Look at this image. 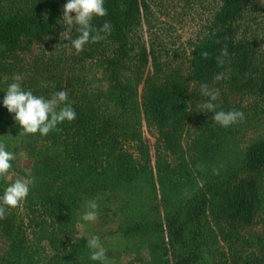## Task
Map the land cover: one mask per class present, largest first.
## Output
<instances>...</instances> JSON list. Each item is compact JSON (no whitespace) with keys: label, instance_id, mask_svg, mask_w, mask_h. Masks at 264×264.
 Segmentation results:
<instances>
[{"label":"trees","instance_id":"16d2710c","mask_svg":"<svg viewBox=\"0 0 264 264\" xmlns=\"http://www.w3.org/2000/svg\"><path fill=\"white\" fill-rule=\"evenodd\" d=\"M164 2L155 0L158 11L151 12L148 0H104L107 15L91 22L93 35L110 23V33H101L104 39L90 40L79 53L67 40L59 51L38 57L35 66L23 61L22 89L46 100L66 91L76 119L58 124L46 136L21 133L22 145L39 146L31 149L36 162L27 172L17 171L19 178L4 177L0 196L17 179L33 180L22 201L28 222L5 210L0 235L8 248L0 247V264H100L90 259L88 239L71 235L70 223L81 204L91 200L98 204V217H106L110 208L103 195L122 193L133 209L121 214L118 231L146 245L147 264H264V231H252L264 215V134L253 135L243 147L238 139L246 121L255 123L251 128L261 123L264 128V0H186L189 9L203 8L207 14L190 45L186 67L184 60L177 66L164 63L156 44L162 37L157 23ZM147 20L152 24L144 40L137 33ZM61 22L57 0H0V71L18 66V56L52 37ZM135 29L136 52L130 54L134 47L128 36ZM78 35L71 34L73 39ZM225 48L228 55L221 57ZM105 49L113 53L105 55ZM94 59L100 76L91 71ZM86 61L92 64L82 78L74 64ZM67 62L73 63L69 69ZM124 62L135 68L129 79L121 76ZM220 73L225 78L216 81ZM97 77L107 82L106 89ZM202 84L219 90L216 111H241L243 121L226 128L215 123L214 114L200 107L208 100ZM0 85V144L6 150L10 142L5 136L22 128L3 105L9 84ZM134 97L136 114L150 115L159 125L154 156L140 134L131 139L136 152L129 153L127 121L113 122L103 111L114 102L122 119L131 112ZM244 98L252 102L242 109L235 100ZM8 117L13 123L5 125ZM189 134L193 137L183 147ZM176 149L185 158L189 149V162L178 165L173 177H164L170 185L169 191L163 186L165 204L159 209L141 191L156 193L158 180L169 169L155 159H161L162 150L168 158ZM26 228L35 230L39 245H29Z\"/></svg>","mask_w":264,"mask_h":264},{"label":"rangeland","instance_id":"374dc122","mask_svg":"<svg viewBox=\"0 0 264 264\" xmlns=\"http://www.w3.org/2000/svg\"><path fill=\"white\" fill-rule=\"evenodd\" d=\"M181 3L180 0H165L163 6L161 5V14H158V26H161L162 30V37H160L159 40L156 41V44L161 46L162 51V61L164 63H173L175 66H177L180 62V60H184L183 62L185 66L187 58H189L190 53V45L198 39L199 33L201 32L200 28L202 25H204V19L206 18L207 14H205L203 8H197L196 11L189 9L187 5L185 4L186 0H182ZM155 0H148V3L151 4L152 7L151 12L158 11V7L156 4L154 5ZM58 3V11L61 16V20L63 18V9L64 5L67 3V0H57ZM153 3V4H152ZM177 3V6H176ZM155 7V9H154ZM205 7H208L206 5ZM157 9V10H156ZM73 18L75 17V13H72ZM153 21H156L153 19ZM92 22V21H91ZM149 24H148V23ZM152 24L150 20H147L145 25L141 28V30L137 33L138 36H142L145 40L146 36L148 35L149 26ZM68 26L61 22L60 29L52 36L47 38L44 42L37 44L34 46L30 51H26L20 54L18 57L21 60L20 64L16 66L14 69L10 68L9 66H5L4 68L7 70H1L0 71V81L3 84L10 85L14 81H12L13 76L16 74H19L22 78H26L25 68L22 64L24 62H30V64L35 66L36 62L35 60L42 56V55H49L50 53H55L56 51H59L64 47V45H67V40H61V33L65 31V29ZM79 26H76L72 32L76 31V29ZM72 34V33H71ZM129 42L131 43V47H134L133 51H130V54H134L136 52V29L133 30L131 33H129ZM132 49V48H131ZM105 55L113 53V50L105 49ZM59 59H56L58 61ZM177 60V61H176ZM66 61H69V59H66ZM95 64L93 67H91V71L95 73L97 76H100V72L98 70V65L100 64L98 61L96 62V59H94ZM37 62H39V59H37ZM65 67L66 69H69L71 64L68 63ZM92 64V63H91ZM89 62L86 61V63L81 66L80 63H75V66H78L79 68V75L80 77H84L86 75V72L89 69V66L91 65ZM123 67L121 69V76L123 79H129L133 76L135 72V68H133V65L130 66L129 62H124ZM31 66V67H32ZM186 67V66H185ZM66 74V73H64ZM88 74V73H87ZM89 75V74H88ZM65 76V75H64ZM98 81L102 80V77H97ZM23 79H21L20 84ZM0 82V83H1ZM100 86L103 88H107V82H100ZM2 86L0 85V88ZM2 89V88H1ZM0 89V91H2ZM236 102H241L240 107L243 109L245 107H248V103L250 104L252 102L251 99H241L235 100ZM130 109L131 112L129 114L123 115L122 119L120 110L116 109L113 103H109L104 105L103 111L106 115L112 116L113 122H119L126 120V128L125 131L129 135V146L126 145L128 148L129 153L136 152L135 149H133L132 145H135L133 143L134 141L131 139H137V135L140 134V136L143 138V140L146 141L150 154L154 156L155 153V143L156 139L158 137V131H159V125L156 121H154L151 116H146V114H136V98L130 100ZM247 113V112H246ZM245 113V114H246ZM9 118V117H8ZM10 122L8 121L5 125H9L10 123H13L11 119L9 118ZM7 121V120H6ZM255 125V123H252V121L249 123L246 121L245 125L243 126V130H241L240 134L238 135V139H240V146L243 147L245 143H247L248 140H250L253 135L259 136L264 134V128L263 123L258 124L257 127L251 128L250 126ZM259 126V127H258ZM0 133L3 134V130L0 128ZM21 132L17 131L16 129L12 128V132L8 133V136H5L6 141L10 142V146L7 147L6 151H9L15 155V159L11 161L12 168L10 169L9 174L5 178H11L12 176L17 178L18 175L16 174L17 171L19 172H27L30 170L32 165L36 162L34 161L33 155L31 154V149H39V146L35 147H25V145H22V135ZM244 136H246V140H243ZM192 135L189 134L185 136V140L181 141L182 146H185V143L189 141V139H192ZM133 143V144H132ZM30 149V150H29ZM164 149V148H162ZM186 150V149H183ZM243 150V149H239ZM161 151V150H160ZM177 153L175 154H169V157H165V151L162 150V157L160 160L156 162L164 165H168V173L167 176H163V178L159 179L157 182L158 190H156V193L152 195V193H149V190L146 188L142 189L141 194L145 198L146 202H150L148 200L147 195H151L152 198H154V201L156 205L159 207V209L162 208V206L165 204L164 201V195L165 190L163 189V186L169 191V183L164 177H173V175L176 173V168L178 165H181L183 162H189V149H187L186 158L184 155H182L180 152L182 149H176ZM163 158V159H162ZM188 158V159H187ZM167 169V170H168ZM166 170V171H167ZM4 177L0 178V185L1 183H4L5 180ZM19 178V177H18ZM23 180H25L23 178ZM160 183V184H159ZM136 192V191H135ZM103 199L106 200V207L108 209L110 208V211H108V214L106 217H98L94 222H88L84 221L82 219V216L84 215L85 211L87 210V202H83L81 205V209L78 211L77 217L74 221L70 223V229H71V235L75 238L78 236L85 237L86 239H90L92 236H98L100 238L101 244L106 249V253L108 254L109 259L113 264H126V263H132V264H142L149 262V253L148 248L146 245L136 238H127L121 232L118 231V226L122 221V215L124 211H131L132 212V202H130V205L128 206V196L127 193H122L118 196L108 198L103 195ZM135 199V198H134ZM133 204L136 207V199L133 201ZM6 212H12L17 215L18 220L23 219L24 223L28 222V218L25 216L23 211L22 202L21 204L16 208H7L5 206ZM136 212V211H135ZM134 213V212H133ZM20 214V216L18 215ZM252 231H264V215L259 217L257 219V223H255L254 228H252ZM35 230H31V228H26L25 234L28 238L29 245L36 246L40 243L36 240V237L34 236ZM44 247L47 250V256L50 255L49 253V247L47 243L43 242ZM0 247H6L8 248V243H6V240L0 235Z\"/></svg>","mask_w":264,"mask_h":264},{"label":"clouds","instance_id":"9594fccd","mask_svg":"<svg viewBox=\"0 0 264 264\" xmlns=\"http://www.w3.org/2000/svg\"><path fill=\"white\" fill-rule=\"evenodd\" d=\"M72 13H75L73 18ZM107 15V9L104 7V0H67L63 9L62 21L68 27L61 33V40L70 41L72 47L77 53L83 50V47L91 40L96 43L105 37L101 33L108 34L111 31L110 23L105 22L101 29L96 30L93 35L91 21L94 17H104ZM79 33L78 37L73 39L71 33L73 29ZM51 54V53H50ZM207 57V53H203ZM228 55L227 49L221 51V57ZM221 57H218V63H223ZM224 74L215 76V80L224 79ZM22 77L19 74L13 76L7 92L4 95L3 105L9 113L14 114L16 122L21 126V133L36 134L40 133L46 136L50 131L56 130L57 125L64 121L71 122L76 119L74 109L67 103L68 94L66 91H59L52 95L50 99L42 96H34L32 91L22 89L20 81ZM202 95L208 98L207 102L200 105L201 109L214 114L213 120L221 127L243 121L244 113L241 111H216V105L213 103L219 98V90L210 88L207 84L201 85ZM63 105V106H61ZM20 133V134H21ZM15 155L5 150V146L0 144V178L6 177L12 168L11 161ZM29 175H31L29 173ZM33 180H15L10 186L6 187L3 195L0 196V219L5 217V206L7 208L18 207L25 200L30 191V185ZM87 210L82 219L88 222H94L97 219L98 204L95 200L87 202ZM87 247L91 250L90 259L99 261L100 264H109L106 257V249L101 244L98 236H92Z\"/></svg>","mask_w":264,"mask_h":264}]
</instances>
